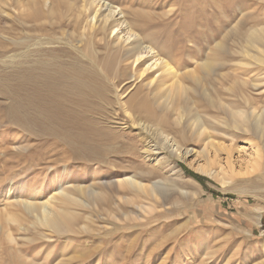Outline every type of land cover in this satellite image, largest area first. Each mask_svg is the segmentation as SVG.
Instances as JSON below:
<instances>
[{"label": "rangeland", "instance_id": "374dc122", "mask_svg": "<svg viewBox=\"0 0 264 264\" xmlns=\"http://www.w3.org/2000/svg\"><path fill=\"white\" fill-rule=\"evenodd\" d=\"M28 1L0 0V34L9 37L8 40L0 36V76L16 80L6 81L9 86H16L17 81L26 78L35 79L32 74H36L39 66L36 61L55 62L53 54L59 56L57 69L66 62L63 73H71L69 66L73 67L76 62V68L82 70L81 76L83 71L92 74L90 61H95L102 73L113 38L107 36L108 30L103 32L98 25L89 27L97 22L98 2L120 15H129L136 22L135 32L146 38L159 57L189 62V65L181 66L183 72L192 69L196 62L211 58L217 49L223 52L220 56L225 55L223 60L228 63L248 64L255 55L252 48L263 47L261 41L249 42L243 34L256 24L264 23V0H71L72 7L62 9L67 14L64 19L58 24L48 23L40 27L35 26V19L20 7ZM56 1L48 0L49 6ZM132 12L149 19L146 18L147 21ZM64 33L82 36L83 41L67 43L57 39ZM45 38L52 41H44ZM62 45H79L81 59L75 58V50L71 48L72 51L66 53ZM37 49H42L40 56L35 52ZM45 49L50 53L46 54ZM15 53L23 57L24 62H12L9 56ZM31 62L38 66L31 68ZM20 63L23 65L18 66ZM129 63L118 57L113 74L100 82L105 84L104 91L109 94L112 108L118 110L119 115H114L121 123L100 124L121 137L112 141L114 149L110 151L118 155H109L105 163L83 160L89 157L85 146L82 152L79 146L70 147L53 137H38L10 124L5 116L10 99L0 93L2 264L15 253L34 260L36 264H115L116 261L119 264H264V138L257 128L255 135L247 127L244 131L238 130L241 123L230 121L234 119L219 112L210 102L235 98L244 109L255 105L262 110L264 65L227 66L230 70L224 81H212L207 85L205 98H192V108L202 116V124L207 114H214L224 121L220 126H211L206 121L208 127L204 134H200L198 126L185 124L184 118L174 122V116L149 102L153 110L152 123L173 135L182 148L197 151L184 162L169 153L148 158L141 153L144 144L132 124L128 100L145 82L132 77L134 71L123 66ZM56 67H53L55 71ZM39 69L38 72L44 73ZM56 73L54 76L61 74ZM235 78L236 84L233 83ZM83 79L88 78L84 76ZM253 81L259 84L256 90L250 86ZM143 91L147 92V87H143ZM103 103L109 111V105ZM77 104L73 105L70 100L67 104L63 102V107L66 111L71 110L76 120L74 127L64 124L63 128L69 125L70 132L78 130L85 121L84 111ZM211 139L215 142V149L210 146L209 150H203ZM207 160L212 161L213 172L226 171L232 174L231 180L221 183L214 176L199 171ZM151 167L158 169L153 171L159 177L175 180L181 192L172 194L167 201L144 195L137 199L144 204V209H140L137 204H129L122 198L125 194L131 196V191L116 184V192L106 189L108 198L103 204L106 214L102 216L93 197L72 187L75 184L95 185L111 178L117 181L126 175H140L138 172L143 171H146L145 178H150V181L143 179V182L150 184L153 177L150 174L153 171L149 172ZM62 186L63 190L70 189L68 192L77 198V202L70 206L77 215V225L59 233L28 217L21 202L47 203L50 199L59 202L60 196L55 190ZM111 195L114 197L112 201ZM109 209L117 218L108 214ZM10 246L17 252L9 254ZM89 248L94 250L93 261L84 260L80 255ZM128 248L136 255L123 260L121 255Z\"/></svg>", "mask_w": 264, "mask_h": 264}, {"label": "bare ground", "instance_id": "6f19581e", "mask_svg": "<svg viewBox=\"0 0 264 264\" xmlns=\"http://www.w3.org/2000/svg\"><path fill=\"white\" fill-rule=\"evenodd\" d=\"M48 3V0H29L20 7L22 10L26 11L30 17L35 19V26L40 27L48 23L58 24L64 19V15H67L62 12V9H70L73 5L71 0H57L51 7ZM55 4H57V7H55ZM97 6L98 9H96L97 12L95 13V16L98 13L97 22L96 24H90L89 27L94 28L95 25L96 27L98 25L103 32L108 30L109 33H107V36L113 38L111 45H109L110 50L107 53L104 65L105 68L102 73L95 66V64H97L95 61H90V64H93V68L91 69L93 71L92 74L90 71V73L83 71L82 73H84V75L81 76L82 70L80 69V71L76 68V62L74 66L70 64L73 67L66 64L71 68V71L69 70L71 73L67 71L63 73L62 71L66 70L64 68L66 62L64 61L65 63H63V66L60 65V68L57 69L56 59L59 58V56L53 54L54 56H52L55 62L37 60L36 63H38L39 66L34 62L30 63L31 68L38 66L40 69L44 70V73H40L38 72V67H36V74H32L35 79L26 78L17 81L16 86H9L6 81H14L15 79L13 77L9 79L0 76V82L2 83V85L0 83V93L3 97L10 99V103L7 105L5 111L6 120L10 124L22 127L28 133L35 136L53 137L60 143L62 141L66 142V145L69 144L70 147H74V145L79 146L82 152L83 146H85L87 148L86 154L89 157L82 158L83 160L105 163V159H109V155L110 157L112 155H118L114 152L110 153V151L114 149L112 141L121 139V137L118 133L112 132L106 128V126H101L100 124L102 122L106 124L111 122L114 124L121 123H119V120H117L115 116L116 113H119L118 110L115 111L112 108L110 98L108 97L109 94L104 91L105 84H101L100 82H104L105 79L113 74L114 64L117 58L120 57V60L123 62H131L123 66L134 71L132 77H136V79L145 82L142 86H138L139 88L136 89L137 91L130 96L128 100L131 106L130 114H132V124L137 131L138 137L140 136V138H142L144 144L141 153L145 158L161 153H169L171 156H176L186 162L187 158L197 153V151L189 147L182 148L173 135L165 132L164 128L160 129L152 123L154 117L149 102H153L154 105L165 110L169 115L174 116V122H178L181 118H184L185 124L198 126V128H200V134H204L208 127L206 121L211 126H220L224 121L223 118H218L214 114H207V117H203L204 122L202 124V116L195 113V110L192 108V101L194 100L192 98L196 96L205 98L207 85H210L212 81H224L230 70V67L227 66L240 68L241 66H246L247 63H228L226 60H223L225 55L220 56V53L223 52H218L217 49L212 54V57H214L213 59H211L212 57H208L209 59H202L196 62L192 69L183 72L180 70L181 66H183V64L189 65L190 63L168 61L163 57H159L158 53H156L154 48L147 42L146 38L135 32L136 22L131 20L129 15H120L111 8L104 7L105 5L100 2L97 3ZM132 13L145 20L148 18L134 12ZM0 36L5 37L4 33L0 34ZM243 36L249 42L261 41V45H263V47L260 48H252L255 55L251 56L247 65L249 67L264 65V23L256 24V27L251 28L246 34H243ZM81 37L82 36H76L73 33H64L63 36H59L57 39L67 43H71L74 40L76 43L77 40L79 42L83 41ZM5 38L9 40V37ZM45 40H48V38H45L44 41ZM41 41H43V39ZM12 42L17 44L15 40H12ZM15 46L18 47L19 45ZM68 46L71 47L67 48ZM61 47H65L63 50L66 53L75 50V58L81 59L82 56L79 54L81 53L79 45H62ZM42 49H37L35 51L37 55L39 54L38 56L41 55L39 52L42 51ZM46 50L47 49H45V51ZM48 52L46 51L45 53L48 54ZM71 57L73 56L71 55ZM9 58H12L10 59L12 62H24L22 61L23 57L16 53L10 55ZM221 61L226 62L222 63ZM21 65L23 64L20 63L18 66ZM53 67H56L57 71H55ZM86 70L88 69L86 68ZM50 72L53 73V75H51ZM54 72L61 74L60 76H54ZM84 76L88 79H83ZM236 81L237 78L233 80V83L236 84ZM250 86L256 90L259 84L253 81ZM143 87H147L148 91L144 92ZM236 96L241 99L238 94ZM232 99L233 100L228 99L225 101L211 100L210 102L219 112H223L226 116L234 119L230 121L240 122L241 125L237 127L238 130L244 131V128L247 127L253 131L252 133L255 135L257 128L264 138V108L258 110L255 105H250L244 109L238 104L235 98ZM68 100H70L73 105L77 103L80 104L79 107L84 111L83 114L85 115V121L80 124L78 130L72 129L74 130L72 131L73 133L67 128L69 125L63 128L65 126L64 124H70L71 127L76 125V120L71 114L73 112L71 110L66 111L63 107V102L67 104ZM103 102L109 105L107 106L110 109L109 111L105 109V104ZM165 124H167V121ZM210 146L215 149V142L212 139L207 142L203 150H209ZM216 150L219 151L220 149L216 148ZM122 154L127 155V153ZM75 156L80 157L78 154H75ZM153 162L154 161H152V163ZM155 164L154 162L153 166H155ZM153 170L158 169L151 167L149 172ZM198 170L208 176H214L221 183L230 181V176H232V174H227V172L223 170L220 173L213 172L211 160H207L206 165L200 166ZM138 173L140 175L136 173L126 175L117 181L111 178L95 185L80 186L75 184V186L72 187L77 192L80 191L84 195L93 197L102 216L106 214V210L103 206L105 200L108 198L106 189L111 188L112 191L116 192L114 189L116 184L131 191L130 193H132L133 197L132 195L126 196L125 194L122 198L128 200L129 204H137V207L140 209H144V204L137 201V199H142L144 195L151 197L157 196L160 200L163 198L164 201H167L172 197V194L181 192L175 180H171L169 177H159L156 172L153 171L150 173L153 175L151 183L145 184L143 179L150 181V178H145L146 171ZM219 174H222L221 177L218 176ZM136 178L138 180H136ZM69 190L70 189L63 190V186L56 188L55 191H57L60 196L59 202H54L53 199L48 200L47 203L23 200L21 204L28 217L41 221V223L45 224L50 230L52 229L59 233H64L77 225V215L70 209L71 204L77 202V198L68 192ZM113 196H115V194ZM113 196L111 195V201L114 200ZM118 197L123 200L120 196ZM47 205L50 206L47 207ZM148 209L150 210L151 207ZM144 211L148 212L147 210ZM107 212L111 217L117 218L115 212L111 209ZM126 214L127 213H125V215ZM20 228L24 229L23 227ZM7 252L13 254L17 252V250L10 246ZM93 253L94 250L89 248L88 251H84L80 255L84 260L92 259L93 261V259H95ZM131 253L130 248L126 249L124 254L121 255L123 260H130L131 257L136 255ZM15 254H13L11 258H8L7 261L4 262L3 260V264H36L34 260H30L23 255L21 256L19 253ZM0 264H2L1 261ZM115 264L119 263L116 261Z\"/></svg>", "mask_w": 264, "mask_h": 264}]
</instances>
